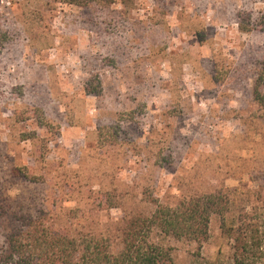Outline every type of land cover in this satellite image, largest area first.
Masks as SVG:
<instances>
[{
  "label": "rangeland",
  "instance_id": "1",
  "mask_svg": "<svg viewBox=\"0 0 264 264\" xmlns=\"http://www.w3.org/2000/svg\"><path fill=\"white\" fill-rule=\"evenodd\" d=\"M263 61L264 0H0V249L35 229L37 264L52 236L75 241L68 264H104L92 250L117 253L154 201L220 192L264 264ZM150 240L173 264L233 263L216 215L199 250Z\"/></svg>",
  "mask_w": 264,
  "mask_h": 264
},
{
  "label": "trees",
  "instance_id": "2",
  "mask_svg": "<svg viewBox=\"0 0 264 264\" xmlns=\"http://www.w3.org/2000/svg\"><path fill=\"white\" fill-rule=\"evenodd\" d=\"M263 82L264 61L252 90L253 100L261 109L264 118V94L261 91ZM153 204L154 210L148 215L136 214L126 221L121 229V248L117 253H100L93 249L95 257L92 260H100L104 264H173L170 250L150 240L152 233L157 231L164 236L195 242L199 250L208 239L209 221L213 215L220 217L221 232L234 242L232 264H248L249 254L263 248L262 241L249 236L243 223L228 224L226 214L229 201L220 192L191 197L174 207L160 205L155 201ZM40 240L35 229H32V235L29 236L23 235L19 230L8 234L0 249V264H37L38 257L34 259L31 253L33 250L29 247H35L38 243L40 245ZM44 242L46 251H57L48 264H68L75 251L74 240L52 236L47 237ZM69 248L72 252L67 253Z\"/></svg>",
  "mask_w": 264,
  "mask_h": 264
}]
</instances>
